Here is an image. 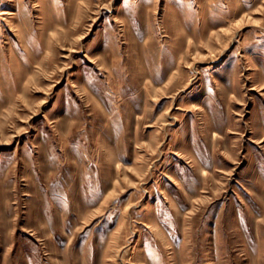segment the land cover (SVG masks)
Instances as JSON below:
<instances>
[{"label":"rangeland","instance_id":"1","mask_svg":"<svg viewBox=\"0 0 264 264\" xmlns=\"http://www.w3.org/2000/svg\"><path fill=\"white\" fill-rule=\"evenodd\" d=\"M0 264H264V0H0Z\"/></svg>","mask_w":264,"mask_h":264}]
</instances>
